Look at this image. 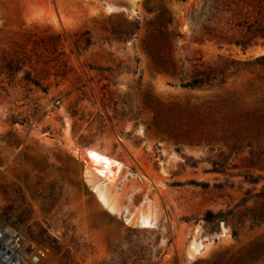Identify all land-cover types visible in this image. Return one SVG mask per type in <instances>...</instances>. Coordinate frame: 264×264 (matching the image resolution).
I'll return each mask as SVG.
<instances>
[{"label":"rangeland","instance_id":"1","mask_svg":"<svg viewBox=\"0 0 264 264\" xmlns=\"http://www.w3.org/2000/svg\"><path fill=\"white\" fill-rule=\"evenodd\" d=\"M202 2L0 0V54L63 35L37 65L51 72L47 93L0 77V225H19L43 246L40 264H264V197L251 196L264 187V64L220 85H183L198 67L252 60L264 44L198 38L189 12ZM162 9L178 33L174 72L143 46ZM88 36L89 47L75 45ZM56 55L65 63L43 62ZM185 108L196 117L181 118ZM93 147L125 164L104 180L117 211L87 179ZM209 210L226 220H206Z\"/></svg>","mask_w":264,"mask_h":264},{"label":"trees","instance_id":"2","mask_svg":"<svg viewBox=\"0 0 264 264\" xmlns=\"http://www.w3.org/2000/svg\"><path fill=\"white\" fill-rule=\"evenodd\" d=\"M189 17L194 24V30L198 33V38L213 40L220 46L235 44L242 49H247L260 41L264 44V0H203L201 6L191 8ZM171 22H173V18L167 10L162 9L157 23L150 27L143 43L156 65L167 72H174L176 69V59L170 38L178 33L175 28L170 31L167 29ZM138 27L139 24H136V28ZM85 32H89V30H85ZM62 40L61 33L49 32L33 39L26 38L25 45L20 49L3 50L0 54V77H8L11 81L19 79L29 86V89L36 87L47 93L50 86L45 80L51 72L48 68L42 67L39 74L37 65L40 62L39 58L46 55L45 51L56 50ZM92 43L91 36L75 40V45L78 48H87ZM51 60L65 63L60 60L59 55L45 59L43 62L47 63ZM254 62L264 64V53L252 60L232 59L230 62L223 60L219 63H209L204 67H198L191 75V79L184 82L183 85L187 87L220 85L226 81L227 75L237 73L243 66ZM55 74L58 75L60 72ZM148 105L155 110V118L159 119L160 110L153 106L151 101H148ZM180 115L181 118L185 117L190 120L196 117L195 112L190 108L180 109ZM213 170L222 171L217 166H214ZM246 180L258 181L255 177H246ZM251 196L264 197V187ZM249 198L244 197L242 201H247ZM207 213L206 220L212 222L216 219L226 220L228 214L223 210L217 213L209 210Z\"/></svg>","mask_w":264,"mask_h":264},{"label":"bare ground","instance_id":"3","mask_svg":"<svg viewBox=\"0 0 264 264\" xmlns=\"http://www.w3.org/2000/svg\"><path fill=\"white\" fill-rule=\"evenodd\" d=\"M85 155L87 156V166L85 170L88 174L87 179L93 182L92 186L98 193L100 202L108 207L109 210L115 211L117 208H115V205L111 202L112 200L110 201L108 186L104 183V180L110 182L116 180L125 167L124 162L96 147L85 150ZM140 219L144 226L153 224L150 215L143 214ZM192 241L191 246L195 251H200L204 246L201 239Z\"/></svg>","mask_w":264,"mask_h":264},{"label":"built area","instance_id":"4","mask_svg":"<svg viewBox=\"0 0 264 264\" xmlns=\"http://www.w3.org/2000/svg\"><path fill=\"white\" fill-rule=\"evenodd\" d=\"M32 249L28 251V246ZM46 249L32 243L19 225H0V264H40Z\"/></svg>","mask_w":264,"mask_h":264},{"label":"water","instance_id":"5","mask_svg":"<svg viewBox=\"0 0 264 264\" xmlns=\"http://www.w3.org/2000/svg\"><path fill=\"white\" fill-rule=\"evenodd\" d=\"M32 249V245L28 246V251H30Z\"/></svg>","mask_w":264,"mask_h":264}]
</instances>
